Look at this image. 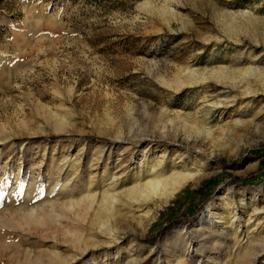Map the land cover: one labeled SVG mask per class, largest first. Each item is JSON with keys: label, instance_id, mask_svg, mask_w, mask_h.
I'll return each mask as SVG.
<instances>
[{"label": "rangeland", "instance_id": "rangeland-1", "mask_svg": "<svg viewBox=\"0 0 264 264\" xmlns=\"http://www.w3.org/2000/svg\"><path fill=\"white\" fill-rule=\"evenodd\" d=\"M263 116L264 0H0V264H264ZM153 165L198 181L65 241L64 188L97 203ZM42 207L60 235L5 223Z\"/></svg>", "mask_w": 264, "mask_h": 264}, {"label": "bare ground", "instance_id": "bare-ground-1", "mask_svg": "<svg viewBox=\"0 0 264 264\" xmlns=\"http://www.w3.org/2000/svg\"><path fill=\"white\" fill-rule=\"evenodd\" d=\"M227 76L230 77L229 74ZM196 82L197 81L194 80L190 81L189 83ZM185 83L188 82L185 79L181 80L178 76L175 82L176 88L181 87ZM215 111H217V109H215L214 112ZM190 119H192V123H194L197 127H199L198 125L201 126L203 124L202 122L205 121L204 119H198L196 117H192ZM187 120L189 119L187 118ZM184 127L187 129V131L193 128L189 124H185ZM177 133H169L168 138L173 139L174 137L179 136V134ZM257 139L258 138L253 141H256ZM127 141L129 142V147L127 146L126 148L127 152L129 154H133V149H130V146L132 145L133 147H135V145H137V143L139 142V139L128 138ZM112 150L113 149L111 148L109 157L112 153ZM146 172H150L151 176L147 177V179L145 177L142 178ZM195 175L197 174L185 172L182 169H174L170 174H168L166 173V171L160 169L157 165H153L151 168L146 169L145 171H139L135 175V181L133 182V184L123 188L122 191L120 190L121 192H118L115 189L111 190L112 188L106 189L103 192L102 199L99 202L97 201V203H95V192L81 189L79 190V194L75 196L74 189L76 188V186L64 188L63 190L65 192H68L69 198L67 202L62 205L63 208L60 207V211L62 214L67 215L68 220L71 219L69 220V224L65 225L66 231L63 230L65 241H69L74 246L79 244L83 245V243H86L83 248H87L88 239L96 234L94 232H96L98 228L110 232V221L115 216V214H125L121 213V211H123V205L124 207H131L134 204L136 206H141L144 203L152 202L157 208H159L163 204H165L187 182L198 181V177ZM49 202L51 203V201ZM118 202L122 204V206L120 204L121 208L118 207ZM51 206L53 210L56 208L54 204H52ZM48 211L49 209L47 207H42L41 210L38 209V211L36 212L30 211L31 213L15 212L4 220L7 224H13L15 223L14 218H20L22 219L23 222L21 223L23 224L24 222H26L27 225H37L39 226L38 228L54 229V232H57L60 235V227L56 223L57 220L55 221L52 215L48 213ZM202 220L205 221L206 218L203 217ZM61 224H63V222ZM86 237H88V239H85ZM262 244L263 242L260 241V246ZM257 249L258 247L253 241V245L250 246L248 250H246V252L242 254V256H240L241 261L243 260L244 262L249 256L250 259L255 260L258 252Z\"/></svg>", "mask_w": 264, "mask_h": 264}, {"label": "trees", "instance_id": "trees-1", "mask_svg": "<svg viewBox=\"0 0 264 264\" xmlns=\"http://www.w3.org/2000/svg\"><path fill=\"white\" fill-rule=\"evenodd\" d=\"M67 135L65 134H51V135H45V134H41V135H35V136H32V137H27L25 139H30V140H51V139H55V138H58V137H65ZM21 139H24V138H17L16 140L19 141ZM215 180V179H214ZM215 182H211L210 184L208 185H202L201 186V191L203 193V195L207 194L208 193V189L211 187L212 189L215 188ZM164 212L161 211L160 213V216H162Z\"/></svg>", "mask_w": 264, "mask_h": 264}]
</instances>
